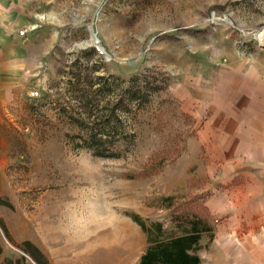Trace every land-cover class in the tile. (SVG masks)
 Returning a JSON list of instances; mask_svg holds the SVG:
<instances>
[{"label": "rangeland", "instance_id": "obj_1", "mask_svg": "<svg viewBox=\"0 0 264 264\" xmlns=\"http://www.w3.org/2000/svg\"><path fill=\"white\" fill-rule=\"evenodd\" d=\"M262 32L264 0H0V263L117 225L135 254L129 213L225 223L206 203L252 173L228 162L243 156L228 132L264 72ZM239 227L227 260L203 235L202 264H264Z\"/></svg>", "mask_w": 264, "mask_h": 264}, {"label": "crops", "instance_id": "obj_2", "mask_svg": "<svg viewBox=\"0 0 264 264\" xmlns=\"http://www.w3.org/2000/svg\"><path fill=\"white\" fill-rule=\"evenodd\" d=\"M242 84L245 86L244 94L251 97L252 101L247 104L246 101L237 99L233 104L234 116L240 125L228 133L234 135L235 151L243 152V156L235 155L228 162L235 168L249 166L252 173L244 176L242 185H233L228 190L218 192L206 203L211 215L224 217L225 223L218 224L213 230L211 247L223 246L225 249L218 251L223 253L225 260L229 258L226 246L230 243V237L227 236L237 232L243 222L246 231L243 239L264 248V72L246 74ZM237 87L241 88L240 85ZM247 112L251 116L242 118ZM137 233H140L139 228ZM203 237L200 245L203 244ZM36 245L45 254L49 264H138L146 242L142 251L131 253L129 246L119 244L117 225L114 233L107 232L100 239L82 242L69 240L57 245H44L37 241ZM199 249L197 254L202 264L203 255ZM248 262H251L250 257Z\"/></svg>", "mask_w": 264, "mask_h": 264}, {"label": "trees", "instance_id": "obj_3", "mask_svg": "<svg viewBox=\"0 0 264 264\" xmlns=\"http://www.w3.org/2000/svg\"><path fill=\"white\" fill-rule=\"evenodd\" d=\"M142 87L144 88L145 84ZM123 100L120 96L119 107L120 104H124L123 107L127 108L129 103H124ZM1 204L6 205L0 198ZM127 215L140 227L146 239V247L138 264H200V257L197 254L199 242L203 235H207L209 240L213 237V228L205 215L181 212L173 218L174 226L170 229L165 228L159 221L147 223L136 213ZM0 225L5 237L9 239L8 230L2 220ZM18 248L22 251L19 258L5 257L0 264H49L42 250L31 241L24 240ZM26 255L31 262L26 260Z\"/></svg>", "mask_w": 264, "mask_h": 264}, {"label": "bare ground", "instance_id": "obj_4", "mask_svg": "<svg viewBox=\"0 0 264 264\" xmlns=\"http://www.w3.org/2000/svg\"><path fill=\"white\" fill-rule=\"evenodd\" d=\"M93 36H94V35H93ZM93 36H92V37H93ZM94 38H95V36H94ZM94 38H93V41L97 42L96 38H95V39H94ZM97 47H98L99 51H102V49H101L99 46H97Z\"/></svg>", "mask_w": 264, "mask_h": 264}, {"label": "water", "instance_id": "obj_5", "mask_svg": "<svg viewBox=\"0 0 264 264\" xmlns=\"http://www.w3.org/2000/svg\"><path fill=\"white\" fill-rule=\"evenodd\" d=\"M263 36H264V32H262L259 37H263Z\"/></svg>", "mask_w": 264, "mask_h": 264}]
</instances>
